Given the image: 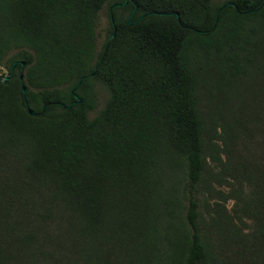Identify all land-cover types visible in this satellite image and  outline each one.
<instances>
[{
  "label": "trees",
  "instance_id": "1",
  "mask_svg": "<svg viewBox=\"0 0 264 264\" xmlns=\"http://www.w3.org/2000/svg\"><path fill=\"white\" fill-rule=\"evenodd\" d=\"M124 1L0 0V264H264V0Z\"/></svg>",
  "mask_w": 264,
  "mask_h": 264
},
{
  "label": "rangeland",
  "instance_id": "2",
  "mask_svg": "<svg viewBox=\"0 0 264 264\" xmlns=\"http://www.w3.org/2000/svg\"><path fill=\"white\" fill-rule=\"evenodd\" d=\"M224 0H218V2H222ZM109 27H110V18L108 15V8L107 5H105L98 13L97 20H96V35H97V51H99L102 47L103 44L109 34ZM7 63V62H6ZM4 63V64H6ZM2 72H4L3 75H6L7 69L5 65H0ZM253 70L251 72L250 77L248 79L241 81L242 84H236L237 86L234 88L236 91V94L238 93V96L235 95H229L227 98L228 102L226 105L221 109L224 113H227L231 108H240L241 110L238 112L240 115H242L243 110L248 113L252 107L251 104L255 103V105H262L264 107V97L262 96V86H263V80L264 78V73L260 74L258 71H264V64L261 66L260 69L255 68L254 66L252 67ZM246 81L248 83L246 84ZM239 82V83H241ZM245 83V84H244ZM94 91L96 94V105L95 108L90 112V116L96 115L104 106L107 98H108V91L106 87L98 82L94 81ZM208 86L212 89L213 94V103H208L207 98L204 97L202 93L199 94V101L202 109L206 111L211 110L215 113L220 111V104L218 101V95H217V89L216 85L212 88L211 83H208ZM233 99H230L232 98ZM218 113V112H217ZM247 115H243V123L246 124V128L249 130V121L247 120ZM263 116V114H262ZM259 123L264 122V116L262 118L259 117L258 119ZM260 140L262 141V136L261 134H256L253 138V145L254 147H259Z\"/></svg>",
  "mask_w": 264,
  "mask_h": 264
},
{
  "label": "water",
  "instance_id": "3",
  "mask_svg": "<svg viewBox=\"0 0 264 264\" xmlns=\"http://www.w3.org/2000/svg\"><path fill=\"white\" fill-rule=\"evenodd\" d=\"M127 1H128V0H125V1L122 2V3H115V4H113V5L109 8V11H110V21H111L112 24L114 23V18H113L112 14H111L112 8L115 7V6H124V5L127 3ZM130 17H131V16H129V18H128V21H129V22H130ZM113 35H114V33H111L110 36L108 37V40H107V41H109V40L113 37ZM17 63H18L17 61L13 62L12 66H11V70H10V72H9L7 75H5V76L0 77V79H1L4 83H7L8 80L10 79V77L12 76V74L14 73V70H15V67H16ZM25 63H26V61H24V60H22V61L20 62L21 66H20V69H19V79L21 80V82H23V80H24L23 67H24ZM94 73H95V70L92 71L90 75H94ZM79 84H80V81L78 82V86H79ZM78 86H77V87H78ZM77 87H76V88H77ZM26 89H27L26 85H25V84H22V91H23V93L26 92ZM72 93L74 94V97L76 98V101L71 102V104H73V103H75V102H80V101H81V98L77 97V95L74 93V91H73ZM24 102H25V104H27L26 99L24 100ZM71 104H70V105H71ZM70 105L65 106V105L62 104V106H63L64 108H69ZM27 111H28V113L31 114V115L34 114V111H33L31 108H27Z\"/></svg>",
  "mask_w": 264,
  "mask_h": 264
},
{
  "label": "flooded vegetation",
  "instance_id": "4",
  "mask_svg": "<svg viewBox=\"0 0 264 264\" xmlns=\"http://www.w3.org/2000/svg\"><path fill=\"white\" fill-rule=\"evenodd\" d=\"M17 66H18V64L16 65L14 72L17 70Z\"/></svg>",
  "mask_w": 264,
  "mask_h": 264
}]
</instances>
